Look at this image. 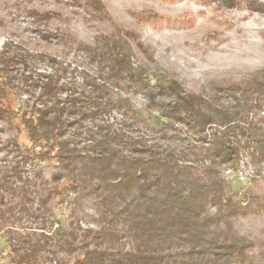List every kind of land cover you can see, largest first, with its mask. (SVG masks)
Listing matches in <instances>:
<instances>
[{"label":"trees","instance_id":"obj_1","mask_svg":"<svg viewBox=\"0 0 264 264\" xmlns=\"http://www.w3.org/2000/svg\"><path fill=\"white\" fill-rule=\"evenodd\" d=\"M82 1L108 13L102 0ZM244 1L264 13V2ZM26 14L35 24L58 15L38 6ZM50 35L42 34L44 39ZM133 42L151 58L136 32L120 27L80 46L96 63L95 75H82L80 93L61 82L66 69L55 57L32 54L10 40L1 48L0 120L17 126L29 140L24 149L13 140L20 156L10 169H0V229L10 258L2 264H250L253 243L238 233L234 219L259 198L235 188L236 180L226 172L239 170L244 153L258 174L264 169V68L231 92V106L161 75L158 90L176 94V100L154 101L158 116L150 124L129 96L115 93L141 92L150 85L148 65L134 62ZM31 59L52 65L53 72L34 78L27 70ZM19 64L26 70L17 72ZM84 102L90 106L85 114L104 122L97 124L98 132H82L73 117L72 109ZM114 111L121 116L118 126L111 122ZM161 119L187 126L197 144L183 152L152 138L148 132L166 136ZM37 158L53 162L49 179L41 170L33 180L25 175ZM88 187L96 198L97 214L90 220L96 227L85 225L79 214ZM66 204L67 219L64 212L56 213ZM25 220L38 226H24Z\"/></svg>","mask_w":264,"mask_h":264},{"label":"rangeland","instance_id":"obj_2","mask_svg":"<svg viewBox=\"0 0 264 264\" xmlns=\"http://www.w3.org/2000/svg\"><path fill=\"white\" fill-rule=\"evenodd\" d=\"M102 1L107 14L86 7L82 0H0V50L10 40L13 45L32 54L45 52L55 57L59 65L66 69L61 82L68 90L80 93L84 89L85 73L95 75L96 70V63H91L89 55L80 46L95 44L117 27L134 31L149 48L151 58H146L132 43L135 64L140 61L148 65L150 85L141 92L115 89V93L129 96L140 113L150 118V124L152 118L158 116V111L153 108L154 101L172 103L176 100V94L158 90L156 80L161 75L176 79L184 89L201 94L217 104L231 106L234 103L231 92L242 80L264 68V13L250 10L244 0ZM32 6L53 9L58 15L48 23L35 24L26 14ZM48 33L50 38L44 39L42 34ZM51 66L31 59L27 70L32 71L36 78L39 72L52 73ZM16 69L23 72L26 67L19 64ZM65 97L66 89L62 90L61 99ZM22 102L23 99L19 104ZM81 105L72 109L80 130L98 132L100 128L97 124L104 125V122L85 114L90 112L88 103ZM112 116L111 122L118 126L120 114L114 111ZM161 122H164L161 126L166 130L165 137L159 131H140L148 132L152 138L183 152L197 144L187 126L165 119ZM138 131L135 128L133 135ZM123 132L131 134L127 128ZM13 140L19 143L21 149L29 145L24 131L0 120V169H10L20 156ZM53 166V162L37 158L34 165L26 166L25 175L33 180L37 176L35 172L41 170L49 179ZM226 175L236 180L235 188L241 187L259 198L245 215L234 219V226L240 235L253 243L248 249L250 264H264V169L258 174L244 153L239 170L227 171ZM79 203V214L84 218V224L95 225L90 220L97 214L96 198L90 187L83 191ZM63 210L57 209L56 213L64 212L63 218L67 219L69 205L66 204ZM17 225L20 226L19 223ZM23 225L37 227L38 221L25 220ZM4 235V230L0 229V264L10 260L8 250L3 248Z\"/></svg>","mask_w":264,"mask_h":264}]
</instances>
